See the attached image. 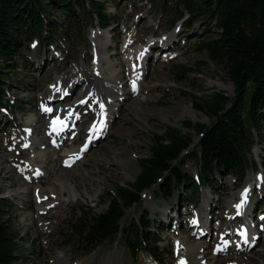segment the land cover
<instances>
[{
    "label": "rangeland",
    "instance_id": "rangeland-1",
    "mask_svg": "<svg viewBox=\"0 0 264 264\" xmlns=\"http://www.w3.org/2000/svg\"><path fill=\"white\" fill-rule=\"evenodd\" d=\"M98 1L104 4L109 15L111 25L107 29H99L96 20L87 19L78 24L65 21L63 16L51 9L50 12L62 25L63 35L48 47L37 43L35 38L23 42L17 74L11 72L9 76L13 94L10 100L13 103L9 99L6 101L10 105V114L0 112V196L12 195L7 200L11 205L10 217L18 237V254L22 264H97L108 256H117L119 264H148L151 261L155 264L144 252L130 255L124 249L122 240L105 243L91 253L83 246L77 249L76 243H68L67 240L70 224L84 212H103L108 193L114 185H130L140 177L143 172L140 160L150 156L155 134L162 135L168 128L177 129L191 142L189 151L194 149L200 137L195 131L196 125H208L209 119L193 108L194 99L191 96L209 98L221 93L231 98L234 95L225 67L210 61L207 54L199 50L200 42L215 36L207 19L191 24L187 15L179 18L184 11L174 4V0ZM168 36L166 42L169 46L162 49L160 42L166 44L162 41ZM156 42L159 44L154 45ZM140 49L143 50L142 57H148L149 66L137 70L138 79L133 82L130 63L138 61ZM98 50L102 59L97 61L95 55ZM109 64L115 71L113 82L117 83L121 92V97L114 102L113 125L109 130L101 128L99 142H90V135H87L85 152L82 153L84 158L73 169V163L68 162V166L63 163L67 154H64V149L82 143L83 132L92 122L90 113L96 111L97 119L107 116L97 111L101 110L103 82L93 69L99 67L104 78H111L107 70ZM178 66L183 72L187 69L192 71L180 80V74L176 73ZM132 82L137 84L136 89H132ZM68 89L71 90L69 96L53 102L58 96L56 94L62 95ZM86 93L89 99L79 106V113L85 115H79L77 121L71 124V137L76 135L72 140L74 143L70 145V138L58 147H48L45 133L50 110L59 109L63 114L64 109L72 107L71 104L74 105L75 100ZM5 121L9 123L3 127ZM13 121L20 128L31 124L36 143L44 148L39 149L36 144L34 147L46 158V161L39 158L38 163L44 167L45 176L23 179L28 184L33 183L26 198L22 195L25 184L22 185L23 180L11 171L2 147L3 136H6L10 158L13 156L12 160L16 162H32L30 149L21 148L17 130H9ZM91 130L89 127L87 133ZM252 158L256 168L250 164L242 181L231 176H218L214 188L201 185L199 195L187 196L184 189L168 201L159 199L155 190L143 192L141 204L132 209L126 222L144 210L152 219L156 217L157 231L163 240L159 245L165 250L164 263L160 264H177L181 255L176 242L188 237L196 243L192 218L196 219V213L203 210L208 217L207 233L197 243L207 252L214 250L212 259L205 260L204 264H261L264 262V219L260 220V216L264 218V170L261 166L264 162V140L254 146ZM33 166L36 164L33 163ZM184 169L192 176L197 174L192 160L185 161ZM65 181L78 193L75 200L62 192L59 184ZM38 185L41 187L38 191L45 199L43 197L36 203L33 189L35 193L34 187ZM246 188L253 197V211L246 219L257 228L263 227V233L247 251H237L233 241L221 248L220 245L226 242L221 243L219 238L216 244L215 240L230 223V203L240 199L239 193ZM62 199H67L68 203ZM205 202L209 207L205 206ZM242 221L241 218L233 220L235 238Z\"/></svg>",
    "mask_w": 264,
    "mask_h": 264
},
{
    "label": "trees",
    "instance_id": "trees-1",
    "mask_svg": "<svg viewBox=\"0 0 264 264\" xmlns=\"http://www.w3.org/2000/svg\"><path fill=\"white\" fill-rule=\"evenodd\" d=\"M174 1L184 11L179 18L187 15L191 24L207 19L212 25L215 36L198 47L210 61L225 67L234 95L191 96L193 108L209 119L208 125H196L200 137L194 149L189 151L191 142L177 129L155 134L150 156L140 160V177L130 185H114L103 212H84L71 222L67 240L77 249L83 246L91 253L105 243L122 240L130 255L144 252L161 263L165 250L159 245L163 240L156 217L144 210L126 222L141 204L142 193L155 190L159 199L168 201L184 189L187 196L199 195L200 186L214 188L218 176L242 181L250 164L256 168L252 150L264 140V0ZM51 9L75 24L89 19L96 20L101 30L111 25L106 7L98 0H0V108L7 106L3 100L6 91H12L9 76L17 74L23 42L35 38L48 47L63 35ZM190 71L178 66L176 73L182 80ZM186 160L195 163L196 176L185 172ZM261 166L264 170L263 161ZM10 206L7 199H0V264H22Z\"/></svg>",
    "mask_w": 264,
    "mask_h": 264
},
{
    "label": "bare ground",
    "instance_id": "bare-ground-1",
    "mask_svg": "<svg viewBox=\"0 0 264 264\" xmlns=\"http://www.w3.org/2000/svg\"><path fill=\"white\" fill-rule=\"evenodd\" d=\"M169 37L170 36H168V38H166L162 42L168 41ZM171 39L172 38H170V40ZM167 43L168 42H166V44L162 45V43L160 42V47L162 49H165L166 47L169 46V44H167ZM156 44L158 45L159 42H156L154 45H156ZM139 51L141 52V55H139V54L137 55V57L139 56L138 57V61H136V62L131 61V63H130L132 65V67L130 68V74L132 76V80L131 81H133V82L138 79V78H136V76L138 75V71L137 70L146 69L149 66L148 65L149 62H148V59H147L148 57L147 58L146 57H142L143 50L140 49ZM101 54H102L101 51L98 50L97 54L95 55V59L97 61L102 59V57H101L102 55ZM109 66L110 67H108L107 70L109 71L111 78H104L102 76V72H101L99 67H96V68L93 69V73L96 74L98 79H100L103 82L102 97H101V102H100V104H102L103 107H101V110L99 109L97 111H100L101 115L106 114L107 116L104 115L105 116V117H103L104 120H101L102 118L101 119H97V117L95 116L96 111L93 110L95 113H90L93 116L92 120H91L92 122L88 123L85 132H83L84 137H83L82 143L80 145H78L77 147L72 146L71 148H65L64 149L65 150L64 154H65V152L67 153L63 157L64 163L66 161L70 160V158H72L71 160H74L76 156H79V158L75 161V163L72 166L73 169H75V167L80 165V163H81L80 161L83 160V158H84L82 156V153L85 152V150L83 148L84 144H85V140H86L87 135H90L92 133V132L91 133L90 132L87 133L89 127H91L93 129L94 125L96 126V128L98 126L99 127L104 126L103 129L106 127V128H108L106 130H109L111 128V125H113V122H111V119L115 115L114 114V112H115L114 111L115 110L114 102L117 101L121 97V92H120L119 86H117V83L114 84V82H113V76H115L114 68H113V66L111 64H109ZM141 73H142V71H141ZM133 82L131 83L132 89H136L137 84L135 83L136 84V86H135V84ZM96 84H97V82H96ZM88 87H89V84H88ZM66 92H64V94L62 93V95L61 94H56L58 96H57L56 99L53 100V102L57 103L56 102L57 100L58 101L64 100L66 96L70 95L71 90L68 89V90H66ZM87 93L85 95H83V97H81V99L75 100L74 105H73V103L71 104L72 107L68 106L70 108H67V109H64V110H63V107H62V110L64 111L63 114H61L62 112H61V110L59 111V109H57V110L55 109L56 111L52 110V109L50 110L49 115L50 114H51V116L52 115H58V116H55V117L57 118L58 125L62 126V132L61 133H58L57 130H52L51 131V128H50L49 125L47 127L48 135L50 134V137H51L50 140H55L54 143L60 144L61 142H63L64 138H67V136L69 135V133H68L69 124L72 121L77 120L79 115H80V117H83L85 115L84 113H79V106H81V104L83 103L84 100H88L89 99V95ZM74 111H76V114H75L76 116H74ZM49 121L51 122V121H53V119H50ZM50 122H49V124H50ZM29 130H27V132H26L27 135L29 133ZM100 134H102L101 131L100 130L97 131L98 140L96 142H99L101 140ZM34 136H35V134L33 135V132H32V135L27 137L28 141L30 142V144H33L31 146V148H30V152L32 153L31 154L32 162L30 163V166H31L30 167V171H31V174L36 172L39 175L45 176L46 172L44 170V167L41 164H38L39 163V158L40 159H45V161H46L45 155L42 154V152H40L39 150H37L36 147H34V144H36L39 149L41 147H43V146L41 145V147H40V145H38L36 143ZM75 137H76V135L71 138L70 145L72 143H74V141H72V140ZM25 138H26V136H25ZM58 146L59 145H57L56 147H58ZM68 153H70V154H68ZM4 155H6V154H4ZM35 156L37 158H35ZM6 162H7V159H6ZM33 163H35L36 166H33ZM40 163H42V162H40ZM42 164H44V163H42ZM9 167H10L11 171H13V168L10 165H9ZM13 173H14V171H13ZM14 175L17 176L15 173H14ZM59 186L61 187L62 192L65 191L69 195V197L71 199L75 200V198L78 197V193L76 192L75 188L72 187V185L70 183H68L67 181H65V183L60 182ZM29 187H32V186L31 185H26L24 187V190L22 189L23 198H26L27 195L29 194V192H28L29 191ZM34 188H35V191H36L35 192L36 196H34V199L36 198L35 200H37V198H38V200H40V201H42L43 197L45 199V196H43V193H41L40 190L38 191V189H41V187L38 185V186H35ZM245 193H246V195H245ZM250 194H251V192L248 191V189L246 188L245 190H243L242 192L239 193V197H241L240 199H238L236 202L230 203L231 211L228 212V218H229L228 221H230V223H229V225H227L225 227L224 232L222 234L218 235L216 237V240H215L216 244H218L219 238L222 240L221 243H225L226 242L224 245L220 243L221 244L220 245L221 248H223L224 246L228 245L230 242L233 241L232 242L233 246H235L237 251H247L248 249H250L253 246V244H255V242L257 241V239L261 235V233H263L260 228H257L254 225L249 224V228L250 229L247 230V238L245 240L247 242H244V243L242 242L241 232L239 230H238V233H237L238 236H237V238H235L236 237V231L234 229L233 220H235L236 218H240L239 216H241L242 220L248 221L246 219V217H243V215L246 214L247 217H249V216H251V213L253 211L252 210L253 209L252 208L253 197ZM39 195H41V197H38ZM241 199H246V201H245L246 205L243 207V209H241V212H240V208L237 207V204L239 203V201ZM62 201L65 202V203H68L67 199H62ZM205 206L209 207L208 203L205 202ZM42 209L39 208V210H42ZM208 209L209 208H207V210ZM195 218L196 219H194V217H193L192 219L198 221V225L195 226V231L193 233V237L195 238L194 241L196 243L191 242L188 239V237H182V238H180V240H177L176 246H177V249L180 251V255H181L179 257V261H178L177 264H204L205 260H207L209 258L212 259V255H214V250L213 249H211L210 251L207 252V250L203 249L201 244L197 243V242H199V240L203 239V237L207 233L208 217L206 215V212H204L203 210L202 211H198L196 213V217ZM200 231H203V232L199 234ZM56 263H59V262H56ZM97 264H119L118 257L114 256V258H111L110 256H108L106 259L100 260ZM148 264H153V262L151 261ZM261 264H264V262H261Z\"/></svg>",
    "mask_w": 264,
    "mask_h": 264
},
{
    "label": "snow or ice",
    "instance_id": "snow-or-ice-1",
    "mask_svg": "<svg viewBox=\"0 0 264 264\" xmlns=\"http://www.w3.org/2000/svg\"><path fill=\"white\" fill-rule=\"evenodd\" d=\"M101 107H103V105H101ZM95 129H96V126L94 125V126H93V131H95ZM75 158H77V159H78V158H79V156H76ZM71 159H72V158H70V160H71ZM245 195H246V193H245ZM237 207H240V205H238ZM245 242H247V241H245Z\"/></svg>",
    "mask_w": 264,
    "mask_h": 264
},
{
    "label": "water",
    "instance_id": "water-1",
    "mask_svg": "<svg viewBox=\"0 0 264 264\" xmlns=\"http://www.w3.org/2000/svg\"><path fill=\"white\" fill-rule=\"evenodd\" d=\"M0 198H2V197H0Z\"/></svg>",
    "mask_w": 264,
    "mask_h": 264
}]
</instances>
